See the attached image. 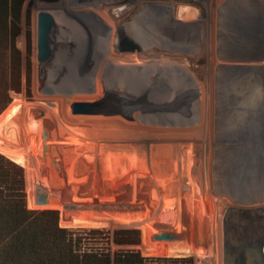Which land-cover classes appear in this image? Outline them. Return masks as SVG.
Listing matches in <instances>:
<instances>
[{"label":"rangeland","instance_id":"374dc122","mask_svg":"<svg viewBox=\"0 0 264 264\" xmlns=\"http://www.w3.org/2000/svg\"><path fill=\"white\" fill-rule=\"evenodd\" d=\"M139 1L118 25L135 49L120 53L115 36L106 37L108 17L82 12L84 0H67L63 10L55 8L61 0H20L22 86L13 97L20 105L3 125V145L22 158L29 209L57 210L62 226L137 230L145 257L225 264L224 239H234L238 222H259L264 210V0L218 2L214 59L207 55L217 0ZM39 12L54 21V53L41 71ZM89 24L105 38H93ZM150 47L144 56L158 68L122 60ZM102 99L99 115L71 114L73 102ZM45 128L49 152L39 168ZM35 185L62 189L69 208L37 206Z\"/></svg>","mask_w":264,"mask_h":264},{"label":"trees","instance_id":"16d2710c","mask_svg":"<svg viewBox=\"0 0 264 264\" xmlns=\"http://www.w3.org/2000/svg\"><path fill=\"white\" fill-rule=\"evenodd\" d=\"M19 2L0 0V264H193L190 258L141 255L137 230L62 226L57 210L27 207L22 158L2 140L3 125L20 105L13 100L22 86L15 46ZM26 77L28 84L29 65Z\"/></svg>","mask_w":264,"mask_h":264},{"label":"water","instance_id":"95a60500","mask_svg":"<svg viewBox=\"0 0 264 264\" xmlns=\"http://www.w3.org/2000/svg\"><path fill=\"white\" fill-rule=\"evenodd\" d=\"M36 59L41 71L43 65L48 63L53 56L54 48V21L52 16L46 12H39L36 19ZM120 52H133L134 47L125 39L121 40L118 45ZM105 107V99L96 102H73L70 105L72 115H99ZM42 113H40V116ZM43 151L42 156L38 159L39 168H42L49 152V132L45 128L42 135ZM57 171L60 165L52 160ZM65 192L57 187L41 188L34 186L33 199L37 206L43 207L45 202L57 203L68 209V203ZM53 206H56L53 205ZM234 239H228L224 242V263L225 264H264V210L258 223V228L246 221L238 222L235 225ZM228 241H231L230 243ZM228 242V243H227Z\"/></svg>","mask_w":264,"mask_h":264},{"label":"bare ground","instance_id":"6f19581e","mask_svg":"<svg viewBox=\"0 0 264 264\" xmlns=\"http://www.w3.org/2000/svg\"><path fill=\"white\" fill-rule=\"evenodd\" d=\"M109 0H84V3L82 4L81 6V10L82 12H86V13H94L98 16H107L108 19L110 20V23L112 24V31L110 34H108V36H106L108 38V41L111 43L113 41V38L115 36V41L114 42H120L121 40L123 39H127L126 35L124 33H119L118 32V25L121 23V21L126 18L131 12L133 11H136L138 8H140V4L141 2L139 0H136L133 4H130V5H127V7L125 8H121V7H109L106 5V3L108 2ZM165 1V0H163ZM198 1V0H197ZM220 0H217V1H213V7H212V10H211V20H210V30H209V47H208V57L210 59H214L215 57V50H214V43L216 42L214 39L215 37V30H214V27H215V21H216V5L218 4ZM143 4V3H142ZM149 4V3H148ZM150 5V4H149ZM148 5V6H149ZM154 5V4H153ZM163 5V4H162ZM67 6V0H61L60 4H58V6H55V8H59V9H67L68 7ZM78 7V6H77ZM159 7V6H158ZM211 8V6H210ZM146 11L148 12H154V10L151 8V9H148V8H144ZM162 12L165 11V8H161L160 9ZM158 12H159V9H158ZM160 13V12H159ZM166 13V12H164ZM233 16V15H232ZM206 23V22H205ZM217 23V22H216ZM195 25V24H194ZM133 27V25H129L125 30L127 29H130ZM217 27V26H216ZM56 28V27H55ZM88 28L93 32V30H95V32H97L96 35H94L93 38H101V40L103 38H105V35L106 34H101L100 31H98V27L96 26V24H92V25H88ZM128 32V36L130 38H132L133 34H131V32H134L136 33V31L134 30H131V32L129 30H127ZM99 32V33H98ZM110 32V31H109ZM94 33V32H93ZM100 34V35H99ZM137 34V33H136ZM96 41V40H95ZM215 41V42H214ZM115 48V47H114ZM116 50V49H115ZM116 52H118L116 50ZM149 52V57H151V52H152V47L150 48H147L146 50H144V52L142 53H139L137 54L136 56H133V55H130V54H125V55H122V57H124V59H122L123 61L125 62H146V65H149V67L151 68H154L157 66V68L159 67L158 65L161 64V62L159 60H156L154 57L153 59L151 60H148L144 55H146L145 53ZM119 53V52H118ZM121 53V52H120ZM155 55V54H154ZM153 56V55H152ZM117 59H120V56L117 57ZM121 60V61H122ZM119 60H113V62H118ZM120 61V62H121ZM135 62V63H136ZM123 64V63H122ZM128 64V63H127ZM144 64V63H142ZM119 65V64H117ZM115 64V66H117ZM138 65V64H135V66ZM141 65V64H140ZM45 66V68L47 67V64H44L43 67ZM130 66V64H129ZM132 66V65H131ZM163 66V65H162ZM144 67V65H143ZM140 68V66L138 67ZM151 70V69H150ZM208 117V115H207ZM203 118V117H202ZM206 126V125H205ZM194 142V141H193ZM192 143V141H191ZM190 143V144H191ZM175 145V144H174ZM177 146V145H175ZM144 148V147H143ZM146 148V146H145ZM60 164V163H59ZM153 167V166H152ZM61 168V167H60ZM43 175L46 179H49V180H56L57 179V176H55V174H53V170H45L43 171ZM117 175V174H116ZM260 222V221H259ZM259 222H256L254 223V226L255 228L257 229L258 228V223ZM237 224V223H236ZM225 241V239H224ZM224 244V242H223ZM263 252H264V247H263Z\"/></svg>","mask_w":264,"mask_h":264}]
</instances>
